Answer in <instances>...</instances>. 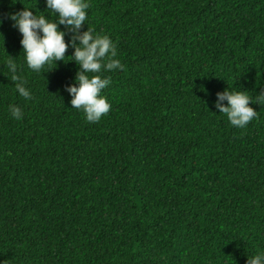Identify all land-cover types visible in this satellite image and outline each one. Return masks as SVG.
Listing matches in <instances>:
<instances>
[{"label":"trees","instance_id":"trees-1","mask_svg":"<svg viewBox=\"0 0 264 264\" xmlns=\"http://www.w3.org/2000/svg\"><path fill=\"white\" fill-rule=\"evenodd\" d=\"M87 2L80 31L122 66L101 73L96 123L65 91L73 49L33 71L6 19L44 0H0V264H247L264 252V0ZM225 90L253 98L246 127L213 107Z\"/></svg>","mask_w":264,"mask_h":264},{"label":"clouds","instance_id":"clouds-1","mask_svg":"<svg viewBox=\"0 0 264 264\" xmlns=\"http://www.w3.org/2000/svg\"><path fill=\"white\" fill-rule=\"evenodd\" d=\"M44 3L45 12L50 13L55 19H49L44 15L45 12L34 13L31 8L26 7L6 16L11 26L22 37L20 45L26 65L29 69L40 72L45 65H54L56 61L66 60L65 53L71 47L73 52L69 58L78 66V71L75 82L65 88L71 97L70 105L72 109L82 110L87 122H99L112 107L102 95L103 90L110 84V79L103 77L101 73L122 67L120 61L115 59L116 45L108 35L95 33L89 27L86 31H80L87 20L89 8L87 0H44ZM3 22L4 20L0 19V25ZM60 26H64V29L72 33L67 43L64 39L65 31L61 30ZM7 66L13 73L12 80L16 81L17 93L31 100V91L16 75L17 66L10 56ZM247 93L244 90L218 92L213 107L227 116L231 126L244 128L257 116V112L250 107V104L254 103L253 98ZM257 98L264 100V91ZM224 102H227L226 106ZM10 112L13 118L17 120L22 118L20 108L13 106ZM247 264H264V252L248 257Z\"/></svg>","mask_w":264,"mask_h":264}]
</instances>
